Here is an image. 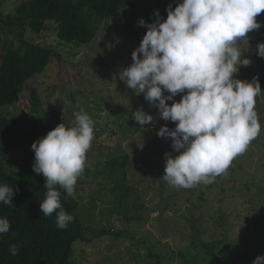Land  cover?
<instances>
[{"label":"rangeland","instance_id":"1","mask_svg":"<svg viewBox=\"0 0 264 264\" xmlns=\"http://www.w3.org/2000/svg\"><path fill=\"white\" fill-rule=\"evenodd\" d=\"M22 1L0 0V10L14 14ZM124 10L100 23L87 44H62L54 23L39 35L26 29L28 41L53 47L61 62L25 86L17 104L0 109L6 116L37 112L30 100L33 86L38 111L58 116L57 126L74 127L80 110L94 122V139L73 194L86 238L73 245L74 264H252L264 255V58L256 55L264 26L240 41L242 58L253 59L244 80L258 76L261 85L255 106L260 134L213 183L173 187L162 179L164 154L177 155L171 138L137 124L132 108L144 103L145 113L159 121L158 110L118 79L142 40L129 31ZM256 20L264 25V12ZM4 42L17 44V39L0 26V47ZM164 123L175 128L171 121Z\"/></svg>","mask_w":264,"mask_h":264},{"label":"clouds","instance_id":"2","mask_svg":"<svg viewBox=\"0 0 264 264\" xmlns=\"http://www.w3.org/2000/svg\"><path fill=\"white\" fill-rule=\"evenodd\" d=\"M165 11L166 19L155 10L152 23L139 20L138 26L147 31L118 79L143 94L160 119L175 124L174 129L163 126L157 132L161 138H171L177 153L164 154L162 179L173 187L211 184L261 131L255 110L262 92L258 76L241 81L236 75L241 66L252 63L242 58L240 41L264 26L256 20L264 12V0H182ZM256 55L264 58V43L257 45ZM133 112L140 126L153 123L142 106ZM74 116V127L60 123L31 145L33 171L43 175L47 189L40 209L45 216L56 212L61 230L74 218L62 208L56 186L74 194L94 139L90 116L83 110ZM13 196V188L0 185V202L11 204ZM9 229L8 219L0 218V234ZM10 251L16 255L17 246ZM252 264H264V255Z\"/></svg>","mask_w":264,"mask_h":264},{"label":"trees","instance_id":"3","mask_svg":"<svg viewBox=\"0 0 264 264\" xmlns=\"http://www.w3.org/2000/svg\"><path fill=\"white\" fill-rule=\"evenodd\" d=\"M178 2L182 0L170 1L173 9ZM1 6L0 2V9ZM167 6L166 0L151 5L146 0H24L15 8L14 14L4 15L0 10V26L15 32L17 39V44L4 42L0 47V109L17 104L25 86L31 85L47 67H58L61 62L60 53L53 47L28 41L26 29L39 35L47 29L48 23H54L62 44H87L96 37L100 23L125 9L129 14V31L142 39L147 29L138 26L139 20L142 18L146 23H152L155 10L166 19ZM251 65L239 71L236 78L243 81L251 73ZM30 100L37 112L13 116L0 112V185L14 189L11 204L0 202V218H7L10 223L9 231L0 234V264H74L73 245L86 240L77 213V201L65 190L61 192L62 208L74 219L65 229H58L56 212L45 216L40 209L47 192L45 178L35 173L32 167V143L53 130L59 117L38 111L40 102L33 86H30ZM141 100L145 102L144 97ZM175 100L179 101L180 95ZM143 104L134 103L132 110L143 107ZM163 126L168 127V123L155 118L147 125L152 133ZM145 146L149 150V146ZM13 245L17 246L16 255L10 251ZM205 246L207 253L211 254V247Z\"/></svg>","mask_w":264,"mask_h":264}]
</instances>
